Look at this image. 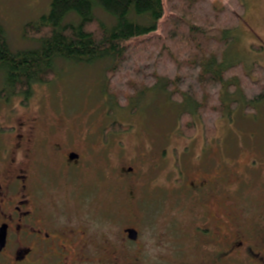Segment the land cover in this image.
I'll return each mask as SVG.
<instances>
[{"label":"flooded vegetation","instance_id":"flooded-vegetation-1","mask_svg":"<svg viewBox=\"0 0 264 264\" xmlns=\"http://www.w3.org/2000/svg\"><path fill=\"white\" fill-rule=\"evenodd\" d=\"M31 96L17 101L0 84V264H264V212L248 204L264 196V156L174 154L170 209L152 237L136 166L98 153L95 132L51 138L50 116L27 111ZM106 158L120 191L97 197L93 175Z\"/></svg>","mask_w":264,"mask_h":264},{"label":"trees","instance_id":"trees-1","mask_svg":"<svg viewBox=\"0 0 264 264\" xmlns=\"http://www.w3.org/2000/svg\"><path fill=\"white\" fill-rule=\"evenodd\" d=\"M246 8L244 0H50L23 25L31 45L13 47L0 21L4 92L27 99L61 63L104 62L110 104L127 107L159 87L180 105V129L193 135L201 121L209 142L220 118L264 100V65L225 60Z\"/></svg>","mask_w":264,"mask_h":264},{"label":"rangeland","instance_id":"rangeland-1","mask_svg":"<svg viewBox=\"0 0 264 264\" xmlns=\"http://www.w3.org/2000/svg\"><path fill=\"white\" fill-rule=\"evenodd\" d=\"M49 1L0 0V21L13 47L33 44V40L24 36L23 25L43 13ZM214 1L221 6L227 0ZM244 2L247 5L246 12L240 26L233 30L234 38L227 48L225 60L228 63L242 60L247 64L257 61L264 65V0ZM61 64V70L53 80L34 85L28 113L34 110L42 112L41 119L44 121L46 116H50L55 127L44 132L51 138L62 137L73 131H78L81 137H88L86 133L95 132L98 153H108L110 150L113 161L119 154L128 165H135L136 170L140 171L138 179L145 202L146 233L152 234V237L162 228L158 224L157 214L170 209L168 201L172 195L174 154L187 147L194 151L209 147L230 158L242 153V160L246 161L251 154L264 156V100L254 112H245L244 105H240L231 118H220L216 134L207 142L201 121L197 123L193 135H186L180 129L177 118L180 105L170 101L159 87L152 88L141 100L135 99L127 107L117 102L112 105L103 87L104 62L69 61ZM19 99L20 96L17 101ZM57 110L60 112L57 113ZM115 121H120L124 129L115 127L118 125ZM114 131L115 140L107 143L99 139L104 133ZM117 138L122 139V144L117 142ZM80 142H83L82 138L78 140ZM140 157H143V163ZM93 176L97 197L119 194L117 192L120 190L117 189L121 181L107 158L98 162ZM256 193V199L252 198L253 201L248 204L254 208L253 214L259 216L264 212V196L261 194L260 199L261 195ZM157 198L160 205L157 204Z\"/></svg>","mask_w":264,"mask_h":264}]
</instances>
